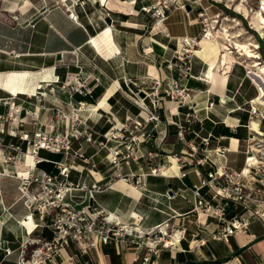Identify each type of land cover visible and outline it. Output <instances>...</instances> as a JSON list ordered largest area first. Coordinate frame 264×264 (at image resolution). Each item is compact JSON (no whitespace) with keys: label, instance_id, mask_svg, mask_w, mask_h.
Masks as SVG:
<instances>
[{"label":"crops","instance_id":"obj_1","mask_svg":"<svg viewBox=\"0 0 264 264\" xmlns=\"http://www.w3.org/2000/svg\"><path fill=\"white\" fill-rule=\"evenodd\" d=\"M152 1L0 0V264H17L24 245L28 252L52 238L50 216L31 215L18 189L21 180L17 173L28 170L33 162L30 142L37 131L52 136L67 134L74 151L93 157L96 162L93 171L71 170L69 180L101 187L93 193L100 208L116 214L122 221L133 220L146 231L164 222L169 223V232L176 231L174 246L153 255L147 264H264V228L255 220L264 219L251 220L246 232L238 230L226 239H215L217 220L196 214L189 189L199 183L196 171L205 177L213 168L198 163L203 156L216 166L239 172L245 167V157L251 149L256 151L259 161L251 177L264 183V104L258 102L262 97L260 91L254 83H247L246 77L237 76L241 68L235 62L229 70L220 66L218 72L227 74L226 80L213 84L208 76V58L196 51L191 58L192 78H183L176 67L167 66L174 59L175 50L181 47V39H199L205 22L216 31L221 17L222 23H233L228 25L229 29L241 33L245 41L257 44L255 51L261 64H264L261 52L264 33L233 3L220 7L224 0L196 3L187 0L190 10L177 9L164 20L141 11V6ZM244 6L249 12L258 9L255 5ZM225 9H232L243 20L226 14ZM71 12L73 17L69 15ZM243 21L256 35L246 29ZM107 29L113 44L105 34ZM78 79L83 86L77 91L74 88ZM156 80L160 81L158 86L154 85ZM172 80L189 88L188 104L180 108L175 105V111L172 110L175 103L163 95ZM152 86L161 94V107L155 109L148 97H144V103L159 116V122L146 124L150 136L143 143V150L145 154L151 152L153 158L113 168L105 159L106 150H99L85 140L83 122L104 134L113 126L122 125L126 116L137 119L141 110L133 92ZM106 92H109L108 107H100V97ZM81 103L85 106L82 110ZM250 105L257 108L256 114L249 113ZM190 108L196 111L197 120L193 123L186 122L184 116ZM56 111H62L66 118L55 116ZM35 113L37 117L33 116ZM72 113H77L80 121L73 119ZM253 119L258 120V130L251 127ZM50 120H54L53 129ZM175 123L186 127V144L177 137ZM25 135L27 140L22 139ZM208 136L209 143L203 146L201 138ZM189 143L199 147L193 157ZM9 144L19 146L28 156L6 162L5 156L13 153ZM217 148L226 151L218 155ZM183 156L184 160L177 162L178 172L163 174L162 162ZM35 159L36 171L55 174L58 170L53 162L70 163L73 153L39 149ZM75 164L79 169L82 167L77 159ZM149 166H160L159 172L144 178L145 190L133 188L130 183L134 180L126 177L149 172ZM30 190L40 191L35 185ZM202 193L213 203L206 189ZM84 195L77 192L75 200ZM260 196L264 206V188ZM241 212L239 206L230 204L226 218L231 220ZM197 217L203 226L198 227ZM134 247L127 242L118 245L111 242L78 255L77 247L71 244L62 251V256L76 254L75 261L64 264H82L86 259L93 264H142L143 251L137 255Z\"/></svg>","mask_w":264,"mask_h":264},{"label":"built area","instance_id":"obj_2","mask_svg":"<svg viewBox=\"0 0 264 264\" xmlns=\"http://www.w3.org/2000/svg\"><path fill=\"white\" fill-rule=\"evenodd\" d=\"M196 1H193V3H196ZM237 1L244 5H250V2H257L258 9H262V0ZM186 2L187 0H153L150 5L141 6V11L149 13L152 17L164 20L169 13L177 9L186 10ZM69 15L73 17L72 12ZM14 19L17 20L16 17ZM210 27V24L203 23L202 35L199 39L183 37L180 41L181 47L175 50L174 59L167 66L170 69L176 67L179 75L183 78H192L191 58L196 48L199 47L200 40L208 36ZM159 83L160 81L156 80L154 85L158 86ZM82 86L83 83L78 79L74 90L78 91ZM139 91L145 93V98H151V103L155 109L161 107L162 98L159 96L161 94L156 92L154 86L150 89L140 87L138 91L133 92L136 98L135 102L141 110L137 119L126 116L125 122H128V124L124 122L119 127L113 126L110 131L104 134L98 133L94 128L83 122L85 140L88 143L95 144L99 150H106V161L116 169H119L123 163L128 165L130 161L138 162L142 158H153L151 152L145 154L143 150V143L150 136L145 127L151 121L159 122V116L148 109L147 104L144 103L145 98H141L138 95ZM163 95L170 97L176 108H180L188 104L189 88L181 85L178 80H172ZM7 102L8 100H3V103ZM84 107V104H79L80 110ZM256 112L257 108L250 105L249 113L254 115ZM142 113H145L146 116L141 115ZM33 116L37 117V113L33 114ZM55 116L66 118L62 111H56ZM184 116L188 123H193L194 120H197L194 108H190ZM71 117L80 121L77 113H72ZM50 121V127L53 129L55 127L54 120ZM175 124L178 129L177 137L186 144L184 136L186 127L181 123ZM195 136L198 137L196 133ZM23 137L25 138L22 139L27 140V135ZM209 138V136L201 138V144L203 146L208 145ZM30 143L33 162L29 165L30 168L28 170L21 174L17 173L21 180L18 189L31 215L35 213L42 217L45 215L50 216L48 226L52 230V238L43 240L42 243L37 244L28 252L26 250L27 247L24 245V250L22 249L17 264H64L65 261L73 262L76 259V254L62 256V251L66 250L71 244L77 247L78 255H84L88 253L89 249H95L99 245L111 242L117 245L123 242L134 245L137 255L143 251L142 264H147L153 255L158 256L163 249L174 246L173 236H176V231L174 233L169 232L168 222L158 224L154 229L146 231L133 220L122 221L116 214L106 212L100 208L94 200L93 193L100 190L101 187L96 185L88 186L84 182L74 183L69 180L71 170L79 172L86 170L90 172L96 167V162H94L92 156H86L84 152L72 149L70 136L67 134L52 136L50 133L37 131L34 133ZM187 146L191 150L190 157H193L199 147L190 143ZM8 149L13 153H8L5 156L6 162L20 161L28 156L22 152L19 146L9 144ZM39 149H46L51 152H71L73 153V160L67 164L53 162L58 170L55 174L46 171H36L35 155ZM224 150L226 151L225 148L222 150L220 148L215 149L218 155H221ZM254 152H256L254 149L248 151L244 161L245 167L239 172L231 171L226 166H216L206 155L198 160L199 164H208L213 168L207 172L205 177L199 171H196V175L200 178L199 183L194 184L189 189L194 198L196 214L198 216L201 215V218L204 219L213 218L217 220L219 229L213 236L215 239H226L238 230L246 232L251 220L255 218L264 219V206L260 196L264 183L257 182L255 177H251L254 175L253 172H255L259 162ZM184 158L185 156L181 159L176 158V162L182 161ZM75 159L80 161L82 165L80 169L78 168L79 165L75 164ZM171 165L172 162L167 158L162 162L161 167L168 168ZM159 167L149 166V172L131 173L126 179L134 180L130 183L133 188L145 190L144 178L148 174H157ZM182 176H185V174ZM33 185L40 190L39 193H33L30 190V186ZM203 189H206L213 203L204 198ZM77 192L85 193L83 197H78L79 201L75 200ZM230 204L239 206L242 212L228 220L226 215ZM197 224L198 227L203 226L198 217ZM204 244V242L200 243L196 248L200 249ZM5 251L8 254L10 253L9 249ZM138 259V256H136L135 260L137 261ZM82 264H93V262L90 259H86Z\"/></svg>","mask_w":264,"mask_h":264},{"label":"bare ground","instance_id":"obj_3","mask_svg":"<svg viewBox=\"0 0 264 264\" xmlns=\"http://www.w3.org/2000/svg\"><path fill=\"white\" fill-rule=\"evenodd\" d=\"M101 2L106 3L108 0H101ZM234 6L236 10H240L244 12L245 15L250 18L251 23L259 30L261 34L264 33V0H262V9H257L253 12H249V10L240 2H235V0H227V4ZM213 24V23H212ZM210 30H208V36L203 37L199 42V47L196 52L209 60L210 70L208 72V76L211 79L213 84L216 83L217 80L221 82H225L227 74L224 72H218V68L220 66L223 67L224 70H229L232 63L235 62V57L233 56V52L248 58L251 61L250 66L248 67V76L253 81L255 86L259 89L260 95L262 97L258 98V102L260 104H264V64H261L259 60V54L255 49L257 48L256 43H252L249 41H240L238 38L241 36V33H228V29L215 30L214 27L210 24ZM110 29L105 31V34L112 43L110 39ZM222 38V39H221ZM222 40H226L223 42ZM109 92H106L100 97L99 106L108 107L106 102V97ZM172 110L175 111V104H172ZM251 127L255 130H258V120L253 119L251 122ZM172 165L168 168H163L162 172L165 175L174 174L178 172V164L174 157H171ZM123 183V181L121 182ZM133 190V188H132Z\"/></svg>","mask_w":264,"mask_h":264},{"label":"rangeland","instance_id":"obj_4","mask_svg":"<svg viewBox=\"0 0 264 264\" xmlns=\"http://www.w3.org/2000/svg\"><path fill=\"white\" fill-rule=\"evenodd\" d=\"M220 4V7H222V6H224V7H226V6H228V5H226L227 4V1L226 0H224V1H222L221 3H219ZM226 5V6H225ZM250 5H255L254 7L257 9V2H250ZM225 11H226V14H228V15H231V16H236V14H234L233 12H232V9H230V10H227V9H225ZM209 15H212L211 13H209ZM236 17H238V18H240V19H242L243 20V18L242 17H239V16H236ZM222 18L223 17H221L220 19H219V22L216 24V29H221V27H224L225 29H228V33H230V34H234L235 32V30H231V29H229V26L228 25H231V24H233V23H231V22H227V21H224L223 23H222ZM214 19V18H213ZM212 20H210L209 21V23L211 22ZM205 23H207V22H205ZM243 25L246 27V29L248 30V31H250V33L252 34H255L256 35V33L253 31V30H251L249 27H248V25H247V22L246 21H243ZM231 28V27H230ZM237 32V31H236ZM240 41H245V39L243 38V36H240L239 38H238ZM223 42H226V40H222ZM263 48H264V46H263ZM261 52H262V57H263V59H264V51L263 50H261ZM233 56L236 58L235 59V64L239 67V68H241V70H242V72H241V70H240V72L239 73H237L238 75L237 76H240L241 78L242 77H246L247 79H246V82L247 83H249V84H253V81L249 78V76H248V67L250 66L249 65V63L251 62L250 60H247V61H245L244 60V58L245 57H243V56H240L239 54H237L236 52H233ZM262 63H264V62H262ZM248 76V77H247ZM256 221H258V223L260 224V227L262 228H264V221L263 220H258V219H255ZM170 227V226H169ZM171 229V228H170Z\"/></svg>","mask_w":264,"mask_h":264},{"label":"water","instance_id":"obj_5","mask_svg":"<svg viewBox=\"0 0 264 264\" xmlns=\"http://www.w3.org/2000/svg\"><path fill=\"white\" fill-rule=\"evenodd\" d=\"M186 10H190V6L189 5H187L186 6ZM141 98H144L145 97V93L143 92V91H139V94H138ZM90 202H91V200H90Z\"/></svg>","mask_w":264,"mask_h":264}]
</instances>
